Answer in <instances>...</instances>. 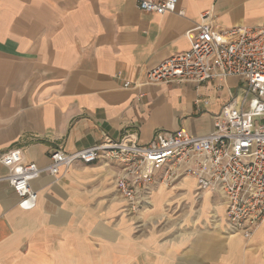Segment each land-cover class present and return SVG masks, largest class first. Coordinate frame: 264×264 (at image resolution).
<instances>
[{
	"label": "crops",
	"instance_id": "0c3cea01",
	"mask_svg": "<svg viewBox=\"0 0 264 264\" xmlns=\"http://www.w3.org/2000/svg\"><path fill=\"white\" fill-rule=\"evenodd\" d=\"M206 12L222 28L264 25V0H179L164 15L137 0H0V157L21 149L46 168L53 150L105 137L146 144L160 130L211 133L242 80L144 84L149 69L191 48L186 33ZM120 170L100 161L44 174L32 210L1 181L0 264H264V226L250 239L229 233L221 195L205 192L196 212L195 179L158 185L132 217L115 185Z\"/></svg>",
	"mask_w": 264,
	"mask_h": 264
},
{
	"label": "built area",
	"instance_id": "2783aa9c",
	"mask_svg": "<svg viewBox=\"0 0 264 264\" xmlns=\"http://www.w3.org/2000/svg\"><path fill=\"white\" fill-rule=\"evenodd\" d=\"M137 3L143 12L164 15L176 13L179 0ZM186 37L191 48L149 69L144 84L242 80L244 87L215 115L213 131L196 136L185 130H160L146 144L133 134L118 140L105 137L87 149L53 150L46 168L25 162L22 150L12 149L0 157V164L8 170L0 182L12 187L22 209L36 207L38 193L33 182L42 175L57 178L61 170L76 164L107 161L121 167L117 190L128 202L127 212L146 207L141 186L146 187L155 179L154 172L161 170L166 174L164 179L181 173L194 178L201 192L224 197L230 233L249 239L264 226V25L222 28L212 12H206ZM141 85L126 81L124 88Z\"/></svg>",
	"mask_w": 264,
	"mask_h": 264
},
{
	"label": "rangeland",
	"instance_id": "374dc122",
	"mask_svg": "<svg viewBox=\"0 0 264 264\" xmlns=\"http://www.w3.org/2000/svg\"><path fill=\"white\" fill-rule=\"evenodd\" d=\"M241 87H244V82H242ZM239 95H242V91L239 92ZM120 172H121V170H120ZM154 175L156 177L154 181H152V182L150 181V183H147L146 184L147 185L146 187L143 186V185L141 186V193L147 199V203H146V207H144L143 209H140V211H138V212H136V211L135 212H127L126 211V209H127L126 207H128V202L126 201V199L124 198V196H122L120 194L121 195V198L124 199V201L126 203V206H125V209H124L125 211L124 212L126 214H129V216H132V217L133 216H139L140 213L144 209H146L147 207H149L151 205V196L149 197L148 194L151 193L153 187H156L158 185H162V188H165V189H180L179 184L183 180H185V179H194L191 176H185L184 174H181V173L180 174L179 173L174 174V176L172 178L164 179L166 174H165V172H162V171L160 173H155L154 172ZM157 176H158L159 179H157ZM169 176H172V175H169ZM117 180L115 182L116 187H117ZM196 193H197V199L194 201V207H195V211L197 212L203 206V200L201 198V195H204L205 192H201L199 190V187L197 186ZM211 211H212L211 214L215 213V209L214 210L212 209ZM225 225H227V222L225 223ZM227 231L229 232V230H227Z\"/></svg>",
	"mask_w": 264,
	"mask_h": 264
}]
</instances>
